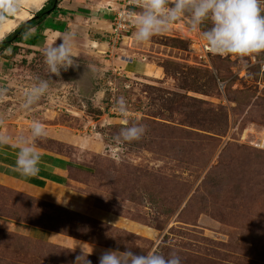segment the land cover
Listing matches in <instances>:
<instances>
[{"label":"rangeland","instance_id":"1","mask_svg":"<svg viewBox=\"0 0 264 264\" xmlns=\"http://www.w3.org/2000/svg\"><path fill=\"white\" fill-rule=\"evenodd\" d=\"M26 1L8 0L0 23ZM106 1L112 15L97 28L50 15L48 44L0 54L9 59L0 107L11 133L30 139L40 121L46 135L35 145L73 162L72 182L53 189L58 202L0 181L1 216L62 234L44 240L0 225V264H76L82 255L81 264L88 258L78 240L86 238L137 254L176 253L183 264H264V53L211 54L187 17L142 44L133 28L114 41L123 0ZM63 39L77 64L52 76L42 53ZM40 79L47 94L24 108L23 92ZM121 96L126 115L116 108ZM135 123L146 127L141 139H115Z\"/></svg>","mask_w":264,"mask_h":264},{"label":"clouds","instance_id":"2","mask_svg":"<svg viewBox=\"0 0 264 264\" xmlns=\"http://www.w3.org/2000/svg\"><path fill=\"white\" fill-rule=\"evenodd\" d=\"M7 3L8 0H0V7ZM140 8L139 14L129 16L137 43L142 44L169 31L178 19L187 17L189 30L197 33L202 47L211 54L244 58L264 53V0H173L171 4L169 0H141ZM205 22L210 26H205ZM42 55L52 76H59L61 70L67 71L77 64L68 39L44 49ZM49 87L48 80H38L23 92L22 106L27 109L39 102ZM5 91L0 90V98ZM116 108L126 115L127 101L123 96L118 98ZM145 132L144 125L135 123L122 127L115 139L132 142L141 139ZM29 134L30 139H19L15 160L16 169L25 177L36 176L40 172L42 157L35 141L46 135V129L40 121L34 120ZM9 139L7 135L0 134V145L7 144ZM86 261L91 264V261ZM99 264H183V261L176 253L165 255L158 249H152L137 254L133 248L127 247L124 251H105L99 258Z\"/></svg>","mask_w":264,"mask_h":264},{"label":"crops","instance_id":"3","mask_svg":"<svg viewBox=\"0 0 264 264\" xmlns=\"http://www.w3.org/2000/svg\"><path fill=\"white\" fill-rule=\"evenodd\" d=\"M104 1L107 4H110V2L106 0H99V1L98 0H63L59 6L65 9L66 13H57V14L53 13L52 16L62 15L64 16L63 18H67V20H73V18H82L83 20L88 21V25L89 24L91 25L93 20L95 21L94 23L97 28L99 26V23L102 22L100 17L106 16V14H108V16L112 15V13H108L111 11H106V12L103 11L105 10ZM108 10H113V9L109 8ZM52 16H48V18L43 23L38 25V27L42 28L40 31L36 32L35 28L30 30L31 34L33 35L35 34L39 36L38 42L42 41L40 40L41 38H44L45 40L44 44H48L50 42L48 40V37H46V34L49 32V30L54 31V29L53 28L50 29V27H46L45 24L47 23L48 20L51 19ZM106 19H107L106 17L103 18L104 22L107 21ZM75 24L76 23H74V25ZM112 24H111V28H112ZM58 32L59 31L57 30V33ZM48 36H54V35L49 33ZM19 45L20 47L26 46V47L39 48L38 44L31 45V44L20 43ZM4 59L5 61H0V72H3L2 68L7 64L5 62L9 61L7 57ZM12 59H16V56L12 57ZM7 119L8 118L5 115V111L0 107V134L7 135L10 138L8 143L5 144L8 146H0V181L6 184H12L13 187H17L18 189H22L24 191H28L34 194H36L37 192L39 193L41 192L42 193L41 196L43 198L49 201L58 202L62 195H59L57 192H54L53 189H59L61 187L65 189L72 182V178H71L72 169H73L72 159L64 154H59L36 146L37 150L40 152L42 157L40 172L36 176H31V177H25L21 175L15 166L16 153L18 151L19 140L15 138V136L13 135L14 133H11V129H10L11 126L9 125ZM61 137H58V139L59 138L62 139ZM77 197L76 199H78ZM87 209L86 212L88 211ZM91 211L92 209L89 210V212ZM105 218H107V216ZM0 225H4L24 235L26 234L30 236L32 235L44 240H54V241L60 240L58 235H62L55 231L49 230L48 228L31 224L30 222L27 221L25 222V221L14 220V219L6 218L1 215H0ZM67 237L73 238L71 236H67ZM78 241L82 242L79 244H80V249L83 250V252H85V254L84 253L83 254L87 256L89 261L91 260L96 261V263H99V258L105 251L110 250L107 247L103 246L102 244L100 245L99 243L94 242L96 240L91 241L86 238V240L82 239ZM111 250L114 249L111 248ZM92 261L91 264H96L95 262L92 263ZM80 263L87 264V261L86 259H83L81 260Z\"/></svg>","mask_w":264,"mask_h":264},{"label":"trees","instance_id":"4","mask_svg":"<svg viewBox=\"0 0 264 264\" xmlns=\"http://www.w3.org/2000/svg\"><path fill=\"white\" fill-rule=\"evenodd\" d=\"M62 1L63 0H47L33 17L22 21L12 32L2 38L0 40V54H3L4 51L9 48H12V54H17L21 49L19 45L20 43L36 45L39 36L31 34L30 30L35 28L36 32L40 31L42 28L38 27V25L43 23L48 16L53 13H66L65 9L59 6ZM8 7L9 3L4 6V9H7ZM3 58H6V56ZM0 146L8 145L3 144Z\"/></svg>","mask_w":264,"mask_h":264},{"label":"built area","instance_id":"5","mask_svg":"<svg viewBox=\"0 0 264 264\" xmlns=\"http://www.w3.org/2000/svg\"><path fill=\"white\" fill-rule=\"evenodd\" d=\"M140 2L141 0H123L122 7L117 11L115 21L112 24L111 36L114 41H118L121 36L127 34L133 28L129 16L134 13V7L139 6ZM202 52H204L203 49ZM207 52H204V56H207Z\"/></svg>","mask_w":264,"mask_h":264},{"label":"bare ground","instance_id":"6","mask_svg":"<svg viewBox=\"0 0 264 264\" xmlns=\"http://www.w3.org/2000/svg\"><path fill=\"white\" fill-rule=\"evenodd\" d=\"M27 1H26L27 5L25 6L26 10H23L20 13H13L12 14L13 18L11 17L5 18L0 23V40L17 27L19 22L18 20L29 19L33 17L32 15L36 13L39 7L42 6L43 3L46 2L47 0H27Z\"/></svg>","mask_w":264,"mask_h":264}]
</instances>
